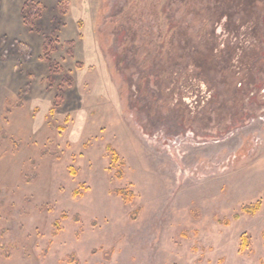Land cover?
<instances>
[{
  "label": "rangeland",
  "instance_id": "obj_1",
  "mask_svg": "<svg viewBox=\"0 0 264 264\" xmlns=\"http://www.w3.org/2000/svg\"><path fill=\"white\" fill-rule=\"evenodd\" d=\"M215 2L0 0V264H264V0Z\"/></svg>",
  "mask_w": 264,
  "mask_h": 264
},
{
  "label": "trees",
  "instance_id": "obj_2",
  "mask_svg": "<svg viewBox=\"0 0 264 264\" xmlns=\"http://www.w3.org/2000/svg\"><path fill=\"white\" fill-rule=\"evenodd\" d=\"M208 1H211V0H208ZM212 1H216L215 2V8H219V10H221V9H223L222 7H224V6H221V4H220V2H218L219 0H212ZM253 2H257V1H248V3H253ZM231 5V4H230ZM256 8V7H255ZM218 10V11H219ZM223 13V12H222ZM221 13V14H222ZM220 14V15H221ZM217 21H218V19H217ZM205 23H207V22H205ZM212 35L214 36L215 35V33H214V31H213V33H212ZM188 40L189 41H191L189 38H188ZM213 43L215 44V40L213 41ZM212 43V44H213ZM211 44V46L210 47H207V53H206V56L204 57L203 56V58H202V56H201V58L202 59H196V58H194L195 60H196V64L199 66H204V64L207 62V63H214V62H216L217 61V57L215 56V53H214V51H213V48H214V46ZM60 88H62V87H60ZM57 100L58 101H55L56 103V105H58L59 104V100H60V98H59V96H57ZM108 150L111 152V154H112V165L115 163V162H117V160H118V158H117V154H116V152H115V150H113L110 146H108ZM116 192L118 193V194H120V195H122L124 198H126V199H130V197H131V192H129V191H125V190H116ZM74 194H78V191H75L74 192ZM259 207H260V203L259 202H256V203H254L253 205H245V206H243L242 207V212L243 213H245V214H249V215H253V214H255L257 211H258V209H259ZM65 217V216H64ZM238 217V215H235L234 216V218H237ZM227 223V222H226ZM264 237V236H263ZM246 244H247V240H246V237L245 236H243L242 237V240H241V248H245V246H246Z\"/></svg>",
  "mask_w": 264,
  "mask_h": 264
},
{
  "label": "flooded vegetation",
  "instance_id": "obj_3",
  "mask_svg": "<svg viewBox=\"0 0 264 264\" xmlns=\"http://www.w3.org/2000/svg\"><path fill=\"white\" fill-rule=\"evenodd\" d=\"M225 19H226L225 17L222 18L223 21H226ZM252 19H254V16L252 17ZM219 23H220V22H218L216 25H219ZM221 23H222V22H221ZM216 25H215V26H216ZM214 30H215V29H214ZM233 30H234V29H233ZM214 32H215V31H214ZM215 34H216V33H215ZM215 37H217V36H214V38H215ZM214 40H215V44H214V43L212 44V45L214 46L213 51H214V53H215V56L217 57V61L219 62V61H222V57H223V55H224V53H223V51L221 50V48H222V49H224V48H223V46L221 47V46L219 45L220 42H218V40H216V39H214ZM230 47H232V46H230ZM230 47H228V49H230ZM233 49H234V48H233ZM233 49L231 50V52L234 51ZM228 52H229V51H228ZM231 52H230V55H231ZM178 64H179L178 62H177V63H174V65H175L174 67H176Z\"/></svg>",
  "mask_w": 264,
  "mask_h": 264
}]
</instances>
